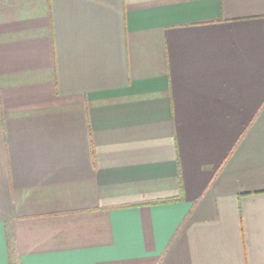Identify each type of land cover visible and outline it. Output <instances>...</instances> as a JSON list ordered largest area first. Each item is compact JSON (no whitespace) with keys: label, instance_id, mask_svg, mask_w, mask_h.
I'll return each mask as SVG.
<instances>
[{"label":"crops","instance_id":"1","mask_svg":"<svg viewBox=\"0 0 264 264\" xmlns=\"http://www.w3.org/2000/svg\"><path fill=\"white\" fill-rule=\"evenodd\" d=\"M0 264H264V0H0Z\"/></svg>","mask_w":264,"mask_h":264}]
</instances>
